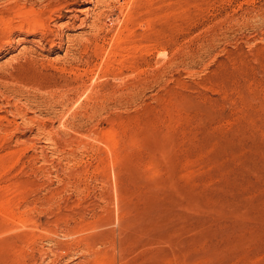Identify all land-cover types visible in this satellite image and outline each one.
I'll return each instance as SVG.
<instances>
[{
  "label": "rangeland",
  "instance_id": "obj_1",
  "mask_svg": "<svg viewBox=\"0 0 264 264\" xmlns=\"http://www.w3.org/2000/svg\"><path fill=\"white\" fill-rule=\"evenodd\" d=\"M0 264H264V0H0Z\"/></svg>",
  "mask_w": 264,
  "mask_h": 264
}]
</instances>
